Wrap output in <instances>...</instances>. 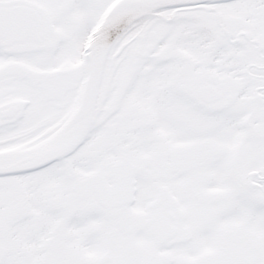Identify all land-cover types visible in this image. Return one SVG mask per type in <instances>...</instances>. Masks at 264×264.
<instances>
[{"label": "snow or ice", "instance_id": "snow-or-ice-1", "mask_svg": "<svg viewBox=\"0 0 264 264\" xmlns=\"http://www.w3.org/2000/svg\"><path fill=\"white\" fill-rule=\"evenodd\" d=\"M0 264H264V0H0Z\"/></svg>", "mask_w": 264, "mask_h": 264}]
</instances>
